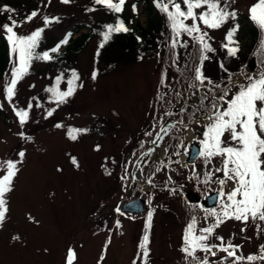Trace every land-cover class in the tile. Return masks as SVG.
Returning <instances> with one entry per match:
<instances>
[{
  "label": "rangeland",
  "instance_id": "obj_1",
  "mask_svg": "<svg viewBox=\"0 0 264 264\" xmlns=\"http://www.w3.org/2000/svg\"><path fill=\"white\" fill-rule=\"evenodd\" d=\"M29 2L35 5V1ZM254 2L256 0H235L233 8L242 23L249 17L248 9ZM37 6L40 14L30 23L23 21L31 11L13 15L22 24L15 29L18 34H30L32 30L42 27L45 15L59 18V22L50 24L42 34V37L52 40L64 36L78 24H93L103 19L99 13H84L89 6L87 0H71L68 4L61 3V0H51L50 4L48 0H39ZM139 13L138 20L145 25L142 6ZM7 15L0 14V22H7ZM231 23L232 20L220 29L208 30L212 45L217 50L224 42ZM0 37L3 35L0 34ZM239 39L240 52L246 53L247 42L238 34ZM100 42L99 38L93 39L77 57L75 69L83 87L77 89L74 96L47 119L46 109L54 105L48 102L44 89L57 76L54 70L40 60H34L29 74L17 85L13 100L17 107L26 108L32 97H39L43 105L32 109L30 119L23 128L2 92L9 78L7 73L11 64L0 80V111L4 113V121H0V163L9 158L18 159L19 151L26 153L23 163L19 165L14 190L7 196L9 211L3 225H0V264H65L69 249L76 253L74 264H99L102 254V264H132L145 234L147 211L150 208H154L155 212L149 231L148 264H185L180 252L186 225L180 197L181 194L185 198L188 194H196H193L192 186L183 187L176 195L165 191L155 198L151 197L152 204L149 206L146 203L147 211L142 215H120L115 210L117 206L121 209L126 202L135 199L133 189L142 182L139 173L135 182L121 180L119 170L127 159L135 161L136 157L131 154L144 138L142 133L154 123L151 117L158 116L161 109L155 104L159 66L155 61L145 59L141 63L120 66L115 71H105L101 64L96 63ZM219 51L222 52L221 48ZM248 61L240 59L241 67L237 70L243 72L232 73L236 74L233 77L234 84L246 82V75L259 74L256 65L254 71L249 70ZM209 66L207 63L206 69ZM97 69L99 75L93 80L92 72ZM169 76L172 74L169 73ZM176 78L180 80L181 76L177 75ZM61 88L65 89L66 84L62 83ZM195 100L191 97L188 103ZM172 117L167 119L174 121L176 117ZM57 123L63 127L57 128ZM70 127L87 128L89 131L73 141L67 136ZM193 127L199 131L198 125ZM20 132L28 139H22L18 135ZM187 133L186 140H191V144L200 138L192 132V138L188 139ZM96 145L100 146L99 151L94 150ZM160 152L161 149L157 151L156 157ZM188 154L177 160L186 162ZM73 156L77 158L79 168L70 162ZM153 158L148 160V165L150 161L155 162ZM58 168L62 171H57ZM105 168L110 175L105 174ZM198 169L201 174L206 170L202 167ZM129 171L136 170L129 165ZM167 173L163 171L157 174L155 181H164ZM177 184H182L179 179ZM210 189L215 193L217 185H210ZM145 201L148 202V199ZM199 217H203V214ZM117 220L120 221L119 228L116 227ZM199 226H206L202 219ZM242 227L244 225L240 222L228 220L216 231L225 240L232 238L234 243L241 244L243 255L256 253L258 246L264 244V234H257L251 221L246 232L240 231ZM14 236L19 239L14 240ZM197 255L203 256V253ZM223 255L218 253V256Z\"/></svg>",
  "mask_w": 264,
  "mask_h": 264
},
{
  "label": "snow or ice",
  "instance_id": "obj_2",
  "mask_svg": "<svg viewBox=\"0 0 264 264\" xmlns=\"http://www.w3.org/2000/svg\"><path fill=\"white\" fill-rule=\"evenodd\" d=\"M71 0H61V3L68 4ZM51 3V0H48ZM95 6L107 9L112 14H117L114 23L104 26V30L99 33L101 42L99 49L104 48L105 44L111 39L113 34L128 33L131 31L126 26L123 19L118 14L124 10L127 0H92ZM157 10L166 17L168 32L170 33L167 41L169 50L168 59L170 67L175 68L181 76L188 80L187 88L190 90L188 98L180 103L179 109L173 111L169 108L162 116H152L154 121L149 130L142 133L144 139L139 142V149L142 150L137 156L136 151L127 159L124 164L125 175L121 180H131L135 182L139 176H143L146 184L150 187H156L155 177L163 171H171L172 165L177 164L182 167H188L182 164L180 160H173L171 157L167 161L160 159L155 165L154 170L145 173L148 160H151L157 149H161L164 156L168 155L167 148H161L165 137L172 134L174 130L181 128L190 133L195 132L200 144L198 153L203 161V167L206 169L201 172L198 166L193 164L189 171L190 180H196L202 184L217 185V206L211 209L197 206L203 213V217L190 215L183 233L180 252L183 254L185 264H257L264 262V244H260L256 253L247 256L241 253L242 245L234 243L232 238L225 240V237L217 233V229L226 221L234 220L244 225L240 231L248 230L249 222L254 225L257 234H264V72L259 74L246 75V82L238 84L232 83V73L223 61L219 64L220 69L228 73V83L222 85L204 73V64L213 58L210 54H217V48L212 45V38L208 30H217L222 28L230 20L235 21L238 13L233 8L235 0H153ZM133 12H136L137 5H132ZM96 7H89L87 11H96ZM249 19L259 29L260 40L255 55L260 59L264 66V0H256L248 9ZM0 14H8L7 22H0V34L6 40L9 51V63L12 65L2 89L4 99L7 100L21 128L29 121L32 109L43 107L39 97H32L26 108L17 107L14 103V97L17 92V85L29 74L32 62L40 60L51 62L54 59L53 54L59 53L63 45L69 43L72 33L65 34L54 47L38 52L42 34L50 24L59 22V18L43 17V26L32 30L30 34H18L15 30L22 24L13 18L15 9L8 5H0ZM39 9L31 11L24 17V23H30L39 15ZM190 21V23H189ZM239 24L230 25L226 30L224 42L220 48L224 50L227 58H236L240 52L239 40L236 34L239 31ZM188 39L185 40L184 37ZM140 37H137L139 40ZM189 41L192 42L193 51L189 52ZM184 50V55L189 59L185 61L183 67H180L182 54L179 51ZM157 57L163 60L160 52ZM142 58V57H141ZM69 75L65 80V73L57 75L51 86L46 87L44 91L48 94V102L54 105L46 109L45 119L52 117L57 109L66 104L77 89L82 88L80 76L76 70H68ZM185 73L188 75L185 76ZM98 73L92 72V79L95 80ZM66 83V88L62 89L61 84ZM31 87H35L32 85ZM233 88L236 90L233 91ZM160 89L171 90L167 72H163L159 81V88L156 94V101L163 104H171L166 100L167 92H161ZM175 97L183 98L181 91L174 92ZM196 96V100L191 104L188 99ZM178 103L180 101H177ZM173 107H175L173 105ZM2 108V105H0ZM155 111V109H154ZM178 115L180 118L172 121H165L164 117ZM194 125L199 126V131ZM57 128L63 127L57 123ZM87 128H68L67 136L75 141L80 135L87 134ZM22 139H28L23 132L18 133ZM183 144V141H181ZM152 145L151 147H146ZM95 151L100 150L96 145ZM187 155L176 151L172 156ZM26 153L19 151L18 159H7L0 163V225H3L8 209L7 196L14 190V181L17 177L23 163ZM107 162V158H105ZM218 161V163H217ZM70 162L79 168V162L76 157H71ZM116 163L115 160L112 161ZM129 165H132L136 171H129ZM57 171H62L58 168ZM105 174L111 173L105 168ZM182 184L168 175L165 182V190L170 195H176L183 189ZM151 206L152 198L148 199ZM116 212L125 215L119 206ZM195 211V209H193ZM155 209L150 208L147 211L145 222V234L138 245V252L133 258L132 264H148L150 257V236L151 222ZM201 219L206 226H199ZM33 222H35L33 220ZM120 221H116V227L119 228ZM251 239L250 237H245ZM18 240V236L13 237ZM215 241V242H214ZM107 250V244L104 251ZM203 253V256L197 255ZM223 253V256H218ZM241 253V254H238ZM214 258V259H213ZM104 255L100 257L99 264H102ZM76 253L69 249L66 253L65 264H74Z\"/></svg>",
  "mask_w": 264,
  "mask_h": 264
},
{
  "label": "trees",
  "instance_id": "obj_3",
  "mask_svg": "<svg viewBox=\"0 0 264 264\" xmlns=\"http://www.w3.org/2000/svg\"><path fill=\"white\" fill-rule=\"evenodd\" d=\"M33 1H35V5L31 4L29 0H0V5L10 6L11 8L15 9V13L22 12L23 14H27L30 11L38 9L37 4L39 0ZM87 2L89 4L88 8L96 7L97 10L93 12L86 11L84 13H99L103 15V19L96 21L93 24H78L75 29L69 31L70 33H72L69 43L63 45L59 53L53 54L54 59L51 62L41 61L48 68L54 70L57 75L65 73V80L69 75L68 70H76L75 64L77 61V57L86 50L93 39L99 38L101 40V36L99 35V33L104 30V26L109 23H114L115 19L117 18V14H112L103 7L95 6L92 3V0H87ZM133 4L137 5L136 12H133ZM141 6L146 17L145 25H142L138 20L140 15L139 8ZM118 16L120 19H123L125 21L126 26L131 29V31H129L128 33L113 34L111 39L105 44L104 48L99 49V55H97L96 57V63L101 64L105 71H115L120 66L141 63L145 59H151L155 61L159 66V81L163 72H167L169 81L170 79H172V82H169L172 86L171 90L160 89L161 92H167L166 100L171 101V104L162 105L160 102L156 101L155 95V104H158L161 108L159 110L158 116H162L163 113L169 108H171L173 111H176L177 106H179L180 103H183L184 99H187L186 97H188V93L190 90L187 88V84L189 81L186 80L184 76H181L175 68L170 67V61L168 59L169 50L167 48V41L169 39L170 33L168 32L167 28L166 17L157 10V8L154 6L153 0H127L123 12L121 14H118ZM234 24H239L240 26L239 31L236 34V38L238 39V34L243 38H247V43L245 45L247 46L246 53L241 54V52H239L236 58H227L225 56L224 50L221 49L222 52H220L219 48L217 50V54H210L213 56V58L206 61L204 64L205 75L208 77L211 76L210 78L218 83H221L222 85H226L228 83V73H225L221 69H219V64L221 63V61H223V63L227 65L229 72L234 69V71L231 72L233 73L236 71L238 72L237 69L241 67L240 59L241 61L245 62L247 60L251 61V57H253V60H256V70H258L259 73L264 72V66H262L260 59L255 55L260 40L259 29L253 24L249 17H246V21L242 23V19H240V16L238 15L237 19L233 21V23H231V25ZM82 30L86 31L83 32ZM64 36L55 40L50 39V37H42L39 48L37 49L38 52L42 53L45 50L51 49L60 40H62ZM137 37H140V39L137 40ZM184 39L187 40L188 38L185 36ZM189 44L190 47L188 51L192 52V42L189 41ZM179 51L182 54L180 67H183L185 61L189 58L184 55L183 49H180ZM157 52L161 53L163 60L157 57ZM207 63H209L210 66L206 69ZM229 65L231 67H229ZM9 67L10 63L8 45L6 40H4L3 37H0V80L4 77ZM96 72L98 73L99 70L97 69ZM169 73H171L172 76H169ZM177 75L181 76L180 80L176 78ZM187 75L188 74L185 73V76ZM53 82L51 83V85L53 84ZM235 90L236 89L233 88V91ZM175 91L183 92L184 97H175ZM45 95V97H48L47 93H45ZM193 97L196 99V96ZM177 101L180 102L178 103ZM173 105L175 107H173ZM174 117H176V119L174 120L180 118L178 115H174ZM164 119H167V117H164ZM0 121H4V113L2 111H0ZM186 132L187 131H184L181 128L179 131L174 130L170 136L165 137V140L161 144V146L168 149V155L164 156L163 160L167 161L169 157H171L173 160H177L178 156H172L173 152L180 151L182 153L183 151L188 150L187 148H185ZM181 141H183V144H181ZM136 151L137 154L142 151L139 149V143L136 146ZM155 165L151 166L146 173L152 172ZM176 165L177 164L172 165L173 170H166L168 172L167 176L171 175L176 181H178L179 179L181 183L184 184V187L192 186L193 194L196 193V195L206 196L212 192V189H210V185L212 184H202L196 180L188 179V177L191 175L189 169L192 165L186 164L188 167L183 168H181L179 165ZM195 165H197L198 168L202 167L204 169L203 161L201 158H198ZM166 178L161 182L154 181L156 187L148 186L149 191L147 199H149L150 196L155 198L166 191ZM133 193H140L139 188L135 187ZM180 203L181 207L183 208V219L185 220V224L189 220L190 215L200 216L203 214L197 207L201 205L190 204L186 200V198L182 196V194L180 197ZM193 209H195V211H193Z\"/></svg>",
  "mask_w": 264,
  "mask_h": 264
},
{
  "label": "water",
  "instance_id": "obj_4",
  "mask_svg": "<svg viewBox=\"0 0 264 264\" xmlns=\"http://www.w3.org/2000/svg\"><path fill=\"white\" fill-rule=\"evenodd\" d=\"M255 69V61L252 59L249 63V70L252 72ZM200 150V145L198 142H193L189 150L188 163L194 164L198 159V153ZM187 200L190 203H201L205 208H213L217 206V192L212 193L206 198L202 199L197 195H187ZM122 212L127 215H142L146 212L145 201L141 198V194H137L135 199L126 202L122 208Z\"/></svg>",
  "mask_w": 264,
  "mask_h": 264
},
{
  "label": "bare ground",
  "instance_id": "obj_5",
  "mask_svg": "<svg viewBox=\"0 0 264 264\" xmlns=\"http://www.w3.org/2000/svg\"><path fill=\"white\" fill-rule=\"evenodd\" d=\"M174 121H175V120H174ZM187 132H188V131H187ZM187 134H188V135H187V138H188V139L192 138V133L188 132ZM182 153H184V151H183ZM182 156H185V155L182 154V155L178 156L177 159H179V158L182 157ZM120 171H121V175L124 176V175H125V172H124V166H122V168H120L119 172H120ZM117 177H118V176H117ZM118 178H119V177H118ZM119 179H120V178H119Z\"/></svg>",
  "mask_w": 264,
  "mask_h": 264
}]
</instances>
